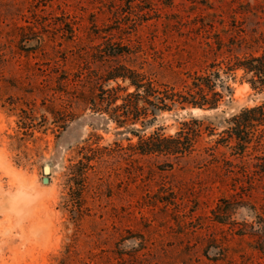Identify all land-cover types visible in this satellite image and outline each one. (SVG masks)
Returning a JSON list of instances; mask_svg holds the SVG:
<instances>
[{
  "label": "rangeland",
  "instance_id": "rangeland-1",
  "mask_svg": "<svg viewBox=\"0 0 264 264\" xmlns=\"http://www.w3.org/2000/svg\"><path fill=\"white\" fill-rule=\"evenodd\" d=\"M108 39L180 86L210 61L264 50V0H0V264H264L263 146L236 157L201 142L180 160L126 148L132 129L171 134L192 115L220 131L264 92L238 71L217 109L117 126L79 97L95 87L90 69L105 70L92 52Z\"/></svg>",
  "mask_w": 264,
  "mask_h": 264
},
{
  "label": "trees",
  "instance_id": "trees-1",
  "mask_svg": "<svg viewBox=\"0 0 264 264\" xmlns=\"http://www.w3.org/2000/svg\"><path fill=\"white\" fill-rule=\"evenodd\" d=\"M222 45L218 40L217 48ZM133 53L127 45L110 39L95 45L92 58L107 66L104 71L90 69L95 87L91 93L81 92L79 96L93 113L106 115L117 126L139 123L145 127L153 123L157 113L179 108L217 109L224 97L232 94L229 81L236 79L238 71H241V79H245L252 89L264 92V50L259 53H231L221 60L210 61L203 70L185 73L180 86L161 81L153 73L134 65V61L126 59ZM64 79L68 77L59 78L61 86H64L61 82ZM226 123L227 126L218 131L210 118L192 115L181 120L178 129L171 134L165 133L161 126L149 134H140L138 129H132L137 141L130 142L126 148L133 154L180 160L196 151L201 142L207 144L204 151L210 155H214L215 148L221 145L228 147L231 155L236 157H244L252 144L257 150L264 147V127H260L264 126V100L241 108L228 117ZM117 146V149H122L120 144ZM93 155L86 159L91 160ZM224 161L232 164L229 159ZM166 162L173 164L169 160ZM87 165L82 160L78 161V167ZM261 169L264 172V162Z\"/></svg>",
  "mask_w": 264,
  "mask_h": 264
},
{
  "label": "bare ground",
  "instance_id": "bare-ground-1",
  "mask_svg": "<svg viewBox=\"0 0 264 264\" xmlns=\"http://www.w3.org/2000/svg\"><path fill=\"white\" fill-rule=\"evenodd\" d=\"M246 86H249L247 83H245ZM193 111L194 113H199V112H203V111H208V110H202V109H199V108H193ZM7 172L10 174V175H18V174H21V172L15 170L14 168L12 167H8L7 169Z\"/></svg>",
  "mask_w": 264,
  "mask_h": 264
}]
</instances>
